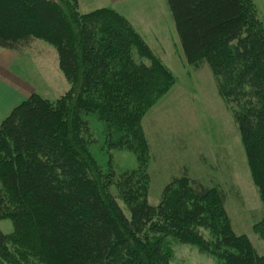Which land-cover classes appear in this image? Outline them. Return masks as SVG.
Returning <instances> with one entry per match:
<instances>
[{
    "label": "trees",
    "instance_id": "obj_1",
    "mask_svg": "<svg viewBox=\"0 0 264 264\" xmlns=\"http://www.w3.org/2000/svg\"><path fill=\"white\" fill-rule=\"evenodd\" d=\"M166 4L186 63L208 67L232 112L264 209V24L252 0ZM37 39L56 50L70 89L57 101L31 94L0 122V220L13 227L0 230V264H169L168 237L221 264H264L231 228L219 188L183 173L157 206L147 202L141 117L173 78L127 18L81 14L78 0H0V49ZM88 115L105 124L109 148L135 154L136 169L101 170ZM253 228L264 240V213Z\"/></svg>",
    "mask_w": 264,
    "mask_h": 264
},
{
    "label": "rangeland",
    "instance_id": "obj_2",
    "mask_svg": "<svg viewBox=\"0 0 264 264\" xmlns=\"http://www.w3.org/2000/svg\"><path fill=\"white\" fill-rule=\"evenodd\" d=\"M252 2L256 17L264 24V0ZM108 3L103 0L101 4ZM133 3L137 10L127 12L130 24L173 78L141 117L149 149L147 202L157 206L165 186L183 173L207 187L219 188L226 197L231 228L264 257V240L253 228L264 213L263 204L252 182L232 112L219 98L212 73L205 65L195 70L186 63L166 0ZM92 5L81 6L78 0L79 13L98 10ZM106 6L102 7L111 8ZM130 8L134 6L127 10ZM5 86L23 93L24 99L38 94L49 101H57L70 89L59 70L56 50L38 39L19 52L0 49V94ZM84 118L90 133L89 153L102 171L111 168L121 174L136 169L133 152L109 148L102 121L94 115ZM111 191L115 193L114 188ZM118 204L129 217L122 202ZM0 230L11 233V221L0 220ZM164 247L170 251L169 264H221L172 237L165 239Z\"/></svg>",
    "mask_w": 264,
    "mask_h": 264
},
{
    "label": "crops",
    "instance_id": "obj_3",
    "mask_svg": "<svg viewBox=\"0 0 264 264\" xmlns=\"http://www.w3.org/2000/svg\"><path fill=\"white\" fill-rule=\"evenodd\" d=\"M103 0H79V3L82 6V3L85 7H88L89 4H93L92 6H97L100 8H103L102 6L111 5L112 10L116 11L120 15L126 17L128 20V14L127 12L130 10H137V7L135 3H133L135 0H108V4H101ZM140 1V0H139ZM152 1V0H148ZM129 5H133V9L127 10V7ZM107 7V6H106ZM6 87V86H5ZM25 96L23 93L18 92L14 89H9L6 87V90L4 93L0 94V122L8 115V113L14 108L16 105H18L20 102L24 100Z\"/></svg>",
    "mask_w": 264,
    "mask_h": 264
}]
</instances>
